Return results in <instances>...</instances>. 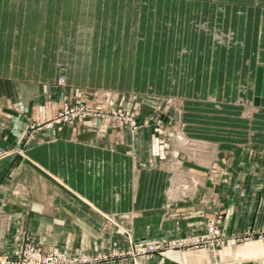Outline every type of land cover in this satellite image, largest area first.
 <instances>
[{"label":"crops","instance_id":"0c3cea01","mask_svg":"<svg viewBox=\"0 0 264 264\" xmlns=\"http://www.w3.org/2000/svg\"><path fill=\"white\" fill-rule=\"evenodd\" d=\"M142 31L182 48L168 59L182 81L178 118H163L179 129L164 161L152 151L164 136L149 124L134 136L99 119L25 135L27 118L44 122L59 109V75L80 87L114 78L121 48L137 47ZM258 67L264 0H0V255L17 257L29 241L44 253L123 249L108 216H127L133 239L166 243L220 215L226 237L244 239L231 258L172 250L146 264H264ZM219 104L224 119L211 112Z\"/></svg>","mask_w":264,"mask_h":264},{"label":"rangeland","instance_id":"374dc122","mask_svg":"<svg viewBox=\"0 0 264 264\" xmlns=\"http://www.w3.org/2000/svg\"><path fill=\"white\" fill-rule=\"evenodd\" d=\"M144 34V31L139 32L137 47L121 48L119 57H117V61L114 62L115 71L112 72L114 78H101L92 83L90 82V84L87 83L89 80H85L86 86L80 87L68 83L64 76L59 75L54 80V83L63 88V90L65 89V91L61 96L59 109L49 120L58 115L63 118L64 107L67 106L69 113L82 107L84 112L89 115L85 116L83 120H78L76 123L73 121L71 125L67 123L66 120L57 127L73 126L81 121L99 119L105 121L107 125L111 123L118 124L122 129H127L131 136H134L141 126L148 124L152 125L157 134H159V137L164 136V139L157 138L152 148L153 156L158 162H161L165 160L164 155L167 156V148L165 149L167 143L174 144L175 146L178 145V127L173 123L165 122L163 118L167 117L168 112H170V118L173 120L178 118L179 112L177 109V102L181 99V94L178 91L181 89L180 83L182 79L171 77V75L177 74L175 72L172 73V66L175 67L177 64L176 62L169 63L168 59L172 58L171 51L175 49V53H178L177 51L182 48L162 47L160 45L162 40L157 37V34L161 36V32H154V39L150 38V40L145 39ZM151 42L155 45H150ZM129 51L133 52V56L129 55ZM168 65L170 66V71L168 70ZM116 66H121L122 70H116ZM104 74L109 75V72L106 71ZM72 90L79 91L80 93L75 95L72 93ZM70 108L72 111H70ZM212 109V114H215L219 119H224L225 116L230 113L224 104L219 107L217 105V108L213 107ZM68 119L70 120L71 118L68 116ZM49 120L36 122L27 118L24 127L32 124L42 125ZM132 122L134 125L131 124ZM25 131V135H29L30 132L32 133L30 138H33L36 134V132H32L30 128H25ZM184 146H188V144H184ZM170 149L169 151L171 152L174 150L173 148ZM187 177L191 178V176ZM190 192L192 193L190 189L186 191L187 198L191 194ZM216 217H219L220 220L219 230L222 234L223 244L210 249L208 243L197 245L188 243L187 245L167 250L164 249L166 248L165 242H140L131 238L129 226L130 219L127 216H114V219H112L113 216H108L106 218L107 222L121 230L120 232L123 235V241L126 246H123V249H118L117 247L98 249L92 255H85L90 257H95L97 255L105 256V258L96 260L93 264H100L110 260H119L124 264L127 262L130 264H146L154 256L163 259L164 255L172 250H179L185 253L206 251L214 253L223 252V254L226 251L228 253L224 255L229 259L232 257V250L241 246L244 239L241 238L234 241L226 237L221 228L222 218L220 215H214L212 218ZM212 218H207L203 226L196 232H191L186 235V239L189 240L192 237L198 236L201 232H204L208 220ZM156 246L160 248L158 247L155 249ZM53 249L69 257H77L84 254H70L57 248H52V250ZM228 250L231 252L229 253ZM40 251L43 255H47L51 252L44 253L41 248ZM161 251L164 254H160ZM254 264H258V262Z\"/></svg>","mask_w":264,"mask_h":264},{"label":"built area","instance_id":"2783aa9c","mask_svg":"<svg viewBox=\"0 0 264 264\" xmlns=\"http://www.w3.org/2000/svg\"><path fill=\"white\" fill-rule=\"evenodd\" d=\"M70 111L71 108H70ZM88 113L84 112V109L77 108L75 111L68 112L67 106L64 107L63 118L61 116H57L44 124H32L28 125L25 128L32 129V132H38L43 129H52L60 125L62 122L69 123L70 125L75 123L78 120L85 119V116H88ZM71 118L70 120L68 119ZM101 116V115H100ZM133 124V122L131 123ZM134 125V124H133ZM31 132L27 137H31ZM7 155V153L3 150H0V157ZM220 220L219 217L212 218L208 220L206 229L204 232H201L198 236L192 237L189 240L186 239L187 236L179 237L174 241H168L165 243L166 248L170 249L174 247H180L189 244H201L208 243V247L210 249L218 247L220 244H223L222 234L219 230ZM246 236H249V232L244 233ZM258 236L264 238V227L257 232ZM159 246H156L158 248ZM160 248V247H159ZM154 249V248H153ZM162 249V250H164ZM166 251V250H165ZM160 254H164L162 251ZM101 258H105V256L97 255L95 257H90L88 255L82 254L77 257H69L68 255L60 253L58 250L53 249L49 254L43 255L40 251V247L31 242H27L17 257H7L0 255V264H93L96 260Z\"/></svg>","mask_w":264,"mask_h":264},{"label":"water","instance_id":"95a60500","mask_svg":"<svg viewBox=\"0 0 264 264\" xmlns=\"http://www.w3.org/2000/svg\"><path fill=\"white\" fill-rule=\"evenodd\" d=\"M253 94V105L264 107V67L257 68Z\"/></svg>","mask_w":264,"mask_h":264},{"label":"bare ground","instance_id":"6f19581e","mask_svg":"<svg viewBox=\"0 0 264 264\" xmlns=\"http://www.w3.org/2000/svg\"><path fill=\"white\" fill-rule=\"evenodd\" d=\"M179 138L183 139V135H179ZM188 144V143H187Z\"/></svg>","mask_w":264,"mask_h":264}]
</instances>
